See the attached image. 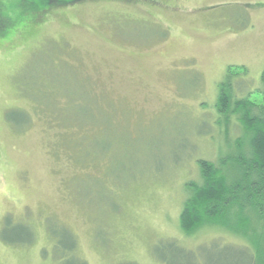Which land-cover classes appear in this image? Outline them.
I'll use <instances>...</instances> for the list:
<instances>
[{
  "label": "rangeland",
  "instance_id": "rangeland-1",
  "mask_svg": "<svg viewBox=\"0 0 264 264\" xmlns=\"http://www.w3.org/2000/svg\"><path fill=\"white\" fill-rule=\"evenodd\" d=\"M30 20L0 38V264H247L248 240L178 217L197 161L241 134L211 126L228 68L232 96L264 102V0H84ZM72 94L108 123H69Z\"/></svg>",
  "mask_w": 264,
  "mask_h": 264
},
{
  "label": "trees",
  "instance_id": "trees-1",
  "mask_svg": "<svg viewBox=\"0 0 264 264\" xmlns=\"http://www.w3.org/2000/svg\"><path fill=\"white\" fill-rule=\"evenodd\" d=\"M80 1L84 0H0V38L10 41L19 30L18 26L30 22V19L43 10ZM41 53L43 52H39ZM49 54L51 53L48 52L47 55ZM231 68H228L226 80L219 83L214 110L216 119L211 126L223 125L225 133L228 120L233 117L241 134L235 136L231 150L216 162L205 159L197 161L198 180L188 181L184 185L186 196L178 217L179 229L185 234L207 227L215 228L214 226L222 231H229L250 242L244 247V254L248 253L247 264H264V102L256 103L248 97L231 95L229 79L234 74ZM42 81L22 83L20 89L34 91L40 85V91H44L45 87L41 86L48 84ZM50 87L58 90L51 84ZM69 98L71 113L68 120L69 123L72 121L78 125V128L82 129L88 122L97 125L100 114L104 116V124L107 117L110 119L111 113L106 107H99L97 101L88 99L87 105L82 107V100L78 95L72 94ZM38 99L41 102L43 96ZM106 112L108 116H105ZM27 121L26 116L24 124ZM93 133L85 149L82 142L84 136L74 144L73 148L78 156L97 154L91 150V140L98 134L95 131ZM63 236L65 235L62 234ZM170 241L174 243L173 240ZM75 246L70 239L65 251L70 254Z\"/></svg>",
  "mask_w": 264,
  "mask_h": 264
}]
</instances>
